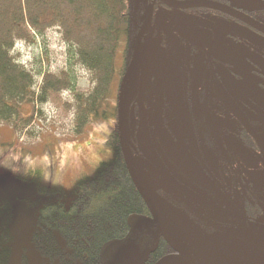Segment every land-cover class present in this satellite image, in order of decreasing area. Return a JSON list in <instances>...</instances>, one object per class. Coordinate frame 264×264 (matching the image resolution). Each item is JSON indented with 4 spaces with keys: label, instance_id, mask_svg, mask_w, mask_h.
<instances>
[{
    "label": "flooded vegetation",
    "instance_id": "1",
    "mask_svg": "<svg viewBox=\"0 0 264 264\" xmlns=\"http://www.w3.org/2000/svg\"><path fill=\"white\" fill-rule=\"evenodd\" d=\"M170 1L184 6L137 0L140 19L119 52L117 91L129 101L127 127L118 128L114 139L127 135L134 169L165 234L195 264H264V0ZM147 13L133 91L136 41ZM215 84L242 116L231 111ZM111 132L107 142H114ZM150 221L147 236L166 244L151 213ZM168 248L160 264H191ZM154 252L158 256L159 246Z\"/></svg>",
    "mask_w": 264,
    "mask_h": 264
},
{
    "label": "trees",
    "instance_id": "2",
    "mask_svg": "<svg viewBox=\"0 0 264 264\" xmlns=\"http://www.w3.org/2000/svg\"><path fill=\"white\" fill-rule=\"evenodd\" d=\"M136 5L137 0H0V124L20 133L34 122L35 105L62 90L74 101L70 105L76 133L97 118L108 120L106 102L114 61L123 42L134 36L140 19ZM53 28L65 46L62 69H43L45 57H34V67L17 60L16 43L35 46L38 39L45 43L46 32ZM75 66L90 74V91L77 90ZM119 94L116 99L122 100ZM112 117L117 125L119 111H113ZM114 132L118 134V127L109 139L116 138ZM118 138L105 141L109 157L93 174L76 182L69 203L55 198L23 227L25 241L19 243L32 248L38 264H129L125 254L131 249L139 253L135 264L168 259L169 254H164L170 252L168 246L147 236L150 213L128 177ZM32 173L40 177V172ZM17 224L11 205L0 200V264L11 263L20 234ZM18 264H31L25 245Z\"/></svg>",
    "mask_w": 264,
    "mask_h": 264
},
{
    "label": "rangeland",
    "instance_id": "3",
    "mask_svg": "<svg viewBox=\"0 0 264 264\" xmlns=\"http://www.w3.org/2000/svg\"><path fill=\"white\" fill-rule=\"evenodd\" d=\"M15 46L13 54L27 67L34 64L36 56L46 58L42 68L50 71L56 72L66 64L65 46L56 28L46 32L45 43L38 39L35 46L22 43H16ZM119 52L114 61L115 75L110 82L107 98L110 108H113L116 100L120 77ZM75 74L77 90L82 93L90 91V74L79 66H75ZM231 90L236 93L239 87ZM61 92L48 96L47 102L42 105L36 104L34 122L20 133L15 134L7 126L0 124V200L11 205L20 233L18 242L13 245L10 264H18L23 245L26 246L30 263H39L32 248L26 243H19L25 241L23 227L26 228L41 206L55 198L60 197L66 203L71 201L76 182L83 176L93 174L96 167L108 158L104 143L114 126L118 127L112 117L113 111L108 110L105 114L109 117L108 120L101 121L97 118L89 122L80 133H76L74 110L70 105L74 101L67 92ZM24 109L28 112L27 107ZM33 171L40 172V177L33 176ZM125 256L129 264H135L139 253L131 249ZM207 260L213 261L214 258Z\"/></svg>",
    "mask_w": 264,
    "mask_h": 264
},
{
    "label": "water",
    "instance_id": "4",
    "mask_svg": "<svg viewBox=\"0 0 264 264\" xmlns=\"http://www.w3.org/2000/svg\"><path fill=\"white\" fill-rule=\"evenodd\" d=\"M161 2H163L164 4L168 5L169 7L172 8H181L183 6H180L179 4H176L174 2H171L170 0H160ZM150 22V14L147 13L144 19V23L143 26L140 30V33L138 35L137 41H136V49H135V56H134V65L132 67L131 70V78H132V89L134 91V89L136 88V84H137V80L140 74V68H141V57H142V48H141V42H142V37L144 35V32L146 31V28L148 27ZM196 68V67H195ZM199 78V71L195 69V78H194V85H193V93L195 91V80ZM215 89L218 92V94H221L222 98H226V104L227 106H229V108H234L237 109L236 104L231 100V98L229 97V95L226 93V91L224 90V88L222 86H220L218 84V86H216L215 84ZM120 97H122V101L124 103L123 100V93L120 92L119 94ZM128 104L129 101H126L120 111H119V122H118V128L119 129H124V131L126 130L127 124H126V115H127V108H128ZM230 108V109H231ZM238 110V109H237ZM232 111V109H231ZM239 116L242 114H240L241 112L238 110ZM236 115V113H234ZM240 120V123L245 127L248 128L247 126V122L246 120H242L240 118H238ZM120 138V145H121V151H122V155L125 161V165H126V169L128 171L129 177L134 185V187L136 188L137 192L139 193V195L141 196V198L144 200L149 212L152 215V218L154 220V223L158 226L166 244L177 254H179L181 256V259L184 261H187L191 264H195V262L193 261V259L189 256V254L187 253V251L185 249H183L180 245H176L174 244L169 238L168 236L165 234L164 230H163V226L161 224L160 218H159V214L157 211V208L153 202V200L151 199L150 195L145 191V189L143 188L137 173L134 169V165H133V161H132V153L130 148L128 147V142H127V135L122 134ZM234 148L237 150L238 154L243 158V160L245 162H248V158H247V152L245 150V148H243L241 145H239L238 143L236 145H234ZM147 171H151V167L149 164H147L144 161H140L139 162ZM172 193L182 202L185 203L184 198L177 193L175 190L171 189Z\"/></svg>",
    "mask_w": 264,
    "mask_h": 264
},
{
    "label": "bare ground",
    "instance_id": "5",
    "mask_svg": "<svg viewBox=\"0 0 264 264\" xmlns=\"http://www.w3.org/2000/svg\"><path fill=\"white\" fill-rule=\"evenodd\" d=\"M180 6H184L183 4H181ZM16 50V46L14 45V48H13V51H15ZM162 64L163 65H166V61H162ZM89 94V93H88ZM106 104H107V112H109L108 110H110V111H114V112H116L117 113V111H120V109H121V107H122V105H123V101L122 100H115L114 101V105H113V108H110V105L111 104H109V102L107 101L106 102Z\"/></svg>",
    "mask_w": 264,
    "mask_h": 264
}]
</instances>
